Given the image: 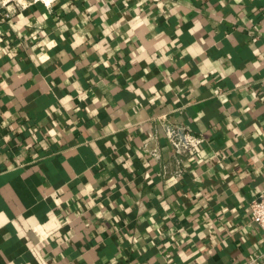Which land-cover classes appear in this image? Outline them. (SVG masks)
<instances>
[{"label": "crops", "instance_id": "crops-1", "mask_svg": "<svg viewBox=\"0 0 264 264\" xmlns=\"http://www.w3.org/2000/svg\"><path fill=\"white\" fill-rule=\"evenodd\" d=\"M262 193L264 0H0V264H264Z\"/></svg>", "mask_w": 264, "mask_h": 264}, {"label": "built area", "instance_id": "built-area-1", "mask_svg": "<svg viewBox=\"0 0 264 264\" xmlns=\"http://www.w3.org/2000/svg\"><path fill=\"white\" fill-rule=\"evenodd\" d=\"M57 0H9L15 3L18 7H29L37 3L43 4L45 7L50 8ZM8 18V14L4 15ZM163 122V121H162ZM165 136V140L171 146L172 153L181 158H192L201 152L205 144V139L197 136L189 131L184 126L170 124L163 122L161 124ZM150 154L154 159H159L160 152L158 149H153ZM183 170L178 168L176 176L180 177ZM250 215L252 221L264 233V193L257 196L251 203ZM249 264H260L256 259L250 261Z\"/></svg>", "mask_w": 264, "mask_h": 264}, {"label": "clouds", "instance_id": "clouds-1", "mask_svg": "<svg viewBox=\"0 0 264 264\" xmlns=\"http://www.w3.org/2000/svg\"><path fill=\"white\" fill-rule=\"evenodd\" d=\"M5 2H6V0H5Z\"/></svg>", "mask_w": 264, "mask_h": 264}]
</instances>
